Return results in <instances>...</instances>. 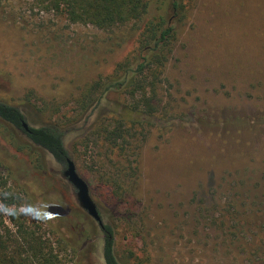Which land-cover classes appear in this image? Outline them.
<instances>
[{
  "label": "rangeland",
  "instance_id": "rangeland-1",
  "mask_svg": "<svg viewBox=\"0 0 264 264\" xmlns=\"http://www.w3.org/2000/svg\"><path fill=\"white\" fill-rule=\"evenodd\" d=\"M187 2L162 67L161 110L143 117L130 157L92 131L134 99L110 91L89 118L78 100L135 49L155 8L106 31L33 0H0V100L19 107L30 126L67 131L121 264H264V0ZM0 150L11 160H0V214L10 232L16 205L5 208L2 198L11 193L21 200L15 216L52 246L59 264H104L110 232L81 207L51 154L2 120ZM138 161L122 200L114 177Z\"/></svg>",
  "mask_w": 264,
  "mask_h": 264
},
{
  "label": "trees",
  "instance_id": "trees-1",
  "mask_svg": "<svg viewBox=\"0 0 264 264\" xmlns=\"http://www.w3.org/2000/svg\"><path fill=\"white\" fill-rule=\"evenodd\" d=\"M41 7L64 15L70 23L93 25L101 30L115 31L132 23L143 21L153 12L154 15L144 24L137 37V46L121 62L114 74L100 77L88 84L82 91L79 114L92 112L100 105L103 96L113 90L124 91L134 101L122 105L121 111L107 121H100L93 134L103 138L114 152L130 157L135 141L143 132L138 128L143 117H158L161 103L157 100L162 82V67L172 52L178 39L180 25L188 15L187 0H33ZM155 4V7H153ZM0 120L24 135L29 142L47 151L65 171L72 160V152L66 146L68 134L59 124L48 123L38 127L28 124L23 111L10 103L0 100ZM97 122L95 123V125ZM94 125V127H95ZM144 128V127H143ZM0 160L6 165L11 160L4 159L0 150ZM119 168L115 175L117 196L125 200L131 187L128 182L137 179L140 171L139 161ZM121 200V201H122ZM5 208L16 205L11 213V220L16 227L13 234L5 226L0 214V264H59L58 254L48 242L34 231L28 230L25 222L15 214L21 205L18 195L6 194L2 198ZM49 210L58 212L54 201L45 199ZM60 212V211H59ZM58 212V213H59ZM61 215V213H60ZM104 241V264H121L115 252V242L111 228Z\"/></svg>",
  "mask_w": 264,
  "mask_h": 264
},
{
  "label": "water",
  "instance_id": "water-1",
  "mask_svg": "<svg viewBox=\"0 0 264 264\" xmlns=\"http://www.w3.org/2000/svg\"><path fill=\"white\" fill-rule=\"evenodd\" d=\"M63 175L77 189V199L81 207L98 222L102 229H104L105 226L102 217L96 203L90 195L88 183L77 173L73 160H69V166L63 171Z\"/></svg>",
  "mask_w": 264,
  "mask_h": 264
}]
</instances>
